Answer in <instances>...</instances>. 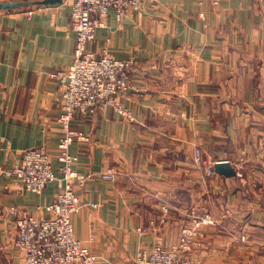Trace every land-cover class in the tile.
Instances as JSON below:
<instances>
[{"label": "crops", "instance_id": "crops-1", "mask_svg": "<svg viewBox=\"0 0 264 264\" xmlns=\"http://www.w3.org/2000/svg\"><path fill=\"white\" fill-rule=\"evenodd\" d=\"M37 1V0H17ZM70 0L58 7L0 11V165L46 147L61 176L58 141L65 73L76 34ZM98 56L135 58L134 88L116 107L77 113L72 128L81 210L75 236L100 264H135L157 240L177 243L191 211L212 213L200 264H264V0H146L121 20L111 11L89 47ZM199 150L202 162L194 152ZM245 159L244 168L236 163ZM229 163L235 175H208ZM117 172L114 182L100 175ZM59 192L0 186V264H26L15 247V206L42 220ZM188 217V216H187ZM141 228V231L138 229ZM79 264V263H75Z\"/></svg>", "mask_w": 264, "mask_h": 264}, {"label": "built area", "instance_id": "built-area-1", "mask_svg": "<svg viewBox=\"0 0 264 264\" xmlns=\"http://www.w3.org/2000/svg\"><path fill=\"white\" fill-rule=\"evenodd\" d=\"M145 2L70 0L71 26L76 34L73 59L65 73L52 74L65 84L59 116L66 130L65 136L58 141L61 176L55 174L51 155L43 146L26 151L22 159L11 167L0 165V186L5 179L11 178L18 181L27 192L41 193L50 183H56L59 188L54 201L45 207V211L50 214L47 219L40 220L15 206L5 210L9 217L16 219L15 247L24 253L26 264H100L99 257L75 236L73 217L82 207L75 180L81 183L84 177L75 171L77 157L69 149L74 142H87L89 137L74 130L72 120L77 113H95L116 107L119 114H126L130 121H134L132 113L117 105L116 99L134 88L132 72L137 70L138 61L135 58L117 59L108 54L98 56L89 47L98 30L106 26L111 11L121 20L130 13L142 11ZM194 159L197 163L202 162L199 150L194 152ZM207 171L208 175H216L212 165H208ZM116 176L117 172L112 168L100 175L102 180L110 182H114ZM216 224L210 212L191 211L175 245L168 247L157 240L151 248L139 251L135 264H200L195 255L202 246L204 229ZM138 230L141 231V228Z\"/></svg>", "mask_w": 264, "mask_h": 264}, {"label": "water", "instance_id": "water-1", "mask_svg": "<svg viewBox=\"0 0 264 264\" xmlns=\"http://www.w3.org/2000/svg\"><path fill=\"white\" fill-rule=\"evenodd\" d=\"M65 0H37V1H2L0 2V11L30 10L35 7H58L64 4ZM215 171L218 174L232 177L235 175L234 169L229 163H218L215 165Z\"/></svg>", "mask_w": 264, "mask_h": 264}, {"label": "rangeland", "instance_id": "rangeland-1", "mask_svg": "<svg viewBox=\"0 0 264 264\" xmlns=\"http://www.w3.org/2000/svg\"><path fill=\"white\" fill-rule=\"evenodd\" d=\"M245 163H246V161H245V159H243V160H240L238 163H236V166L238 167V168H244V165H245ZM208 165H212L211 163H208ZM213 166V165H212ZM212 214V213H211ZM213 215V214H212ZM188 213H187V215H186V218L184 219V222L183 223H186L187 221H188ZM214 216V215H213ZM214 218H215V216H214ZM215 220L217 221V219L215 218ZM183 226V225H182ZM207 228V227H206ZM206 228L204 229V230H206ZM205 235H206V231H205ZM204 238V237H203ZM203 238H202V240H203ZM195 259L199 262V263H201V261H199L198 259L199 258H197L196 257V255H195Z\"/></svg>", "mask_w": 264, "mask_h": 264}]
</instances>
